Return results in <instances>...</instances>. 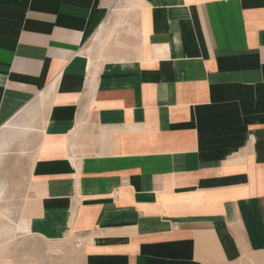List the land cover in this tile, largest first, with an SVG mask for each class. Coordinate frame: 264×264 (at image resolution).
<instances>
[{
    "label": "crops",
    "instance_id": "0c3cea01",
    "mask_svg": "<svg viewBox=\"0 0 264 264\" xmlns=\"http://www.w3.org/2000/svg\"><path fill=\"white\" fill-rule=\"evenodd\" d=\"M4 132L81 264H264V0H0Z\"/></svg>",
    "mask_w": 264,
    "mask_h": 264
},
{
    "label": "rangeland",
    "instance_id": "374dc122",
    "mask_svg": "<svg viewBox=\"0 0 264 264\" xmlns=\"http://www.w3.org/2000/svg\"><path fill=\"white\" fill-rule=\"evenodd\" d=\"M0 155V264H81L79 247L67 239L46 240L27 232V207L33 198L31 164L38 133H3Z\"/></svg>",
    "mask_w": 264,
    "mask_h": 264
},
{
    "label": "bare ground",
    "instance_id": "6f19581e",
    "mask_svg": "<svg viewBox=\"0 0 264 264\" xmlns=\"http://www.w3.org/2000/svg\"><path fill=\"white\" fill-rule=\"evenodd\" d=\"M4 154V153H3Z\"/></svg>",
    "mask_w": 264,
    "mask_h": 264
}]
</instances>
